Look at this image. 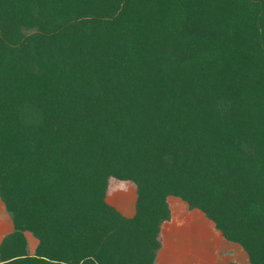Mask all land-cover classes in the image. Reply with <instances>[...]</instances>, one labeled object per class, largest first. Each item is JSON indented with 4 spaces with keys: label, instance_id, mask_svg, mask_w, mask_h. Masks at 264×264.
<instances>
[{
    "label": "trees",
    "instance_id": "trees-1",
    "mask_svg": "<svg viewBox=\"0 0 264 264\" xmlns=\"http://www.w3.org/2000/svg\"><path fill=\"white\" fill-rule=\"evenodd\" d=\"M169 196L264 264V0H0V197L40 240L3 264H155Z\"/></svg>",
    "mask_w": 264,
    "mask_h": 264
},
{
    "label": "crops",
    "instance_id": "crops-1",
    "mask_svg": "<svg viewBox=\"0 0 264 264\" xmlns=\"http://www.w3.org/2000/svg\"><path fill=\"white\" fill-rule=\"evenodd\" d=\"M121 191L119 192L122 193L121 195L118 192L117 194L125 204H128L130 200L132 201V210L125 212V204H122L121 208L114 206L125 217L132 218L136 214V188L130 187L128 191H123L122 188ZM171 201L175 202L177 208L172 209L171 206L172 220L166 221L162 225L160 232L162 245L157 253L155 264H190L191 261L192 264H251L247 252L240 245L226 240L218 230L214 229L213 223L207 220L202 212L189 209L188 203L180 198H169L168 203ZM183 211L185 216L189 214V219L186 220L185 216L179 219V212L183 213ZM173 227L175 230L171 231ZM193 227H197L196 229L202 233L198 237L203 239L202 242H199L198 238L195 239L196 235L191 230ZM14 242H16L15 248L12 246ZM38 244L39 241L32 232L20 233L16 229L13 216L0 197V264L19 254L35 255ZM228 244L236 245L240 249H230ZM206 257L210 259L207 258L208 261L204 262Z\"/></svg>",
    "mask_w": 264,
    "mask_h": 264
},
{
    "label": "rangeland",
    "instance_id": "rangeland-1",
    "mask_svg": "<svg viewBox=\"0 0 264 264\" xmlns=\"http://www.w3.org/2000/svg\"><path fill=\"white\" fill-rule=\"evenodd\" d=\"M130 187H134V188H136V186H134V184L133 183H131V182H123V181H119V180H113L112 181V184H111V188H110V190H109V197H107V201H108V203L109 204H111L112 206H119V208H121V205L122 204H125V203H123V199H121L120 197H119V195L117 194V192L119 193V192H122L121 190H122V188H123V191H128L129 190V188ZM126 193V192H125ZM120 194V193H119ZM122 194V193H121ZM120 194V195H121ZM177 198V199H179V197H177V196H169L168 198H167V202H169V198ZM181 199V198H180ZM129 200V199H128ZM128 202V201H127ZM169 204V209H170V212L172 213V209H174V208H177V206L175 205V202L173 203L172 201L170 202V203H168ZM187 204V203H186ZM132 201L130 200L129 202H128V204H125V212L126 211H128V210H132ZM188 205V207H189V209H191V210H196V211H198L199 213L200 212H202L200 209H198V208H191V206L189 205V204H187ZM114 206V207H115ZM171 206H172V209H171ZM130 207V208H129ZM127 208H129V209H127ZM123 210V209H122ZM124 211V210H123ZM180 213V215H178V217H179V219H181V218H183V216H185V212L183 211V213H181V212H179ZM203 213V212H202ZM172 215H173V213L171 214V219L169 220V221H171L172 220ZM189 214H186V216H185V218H186V220L187 219H189L190 217L188 216ZM203 215H204V217L207 219V220H209L210 222H212V220L211 219H209L204 213H203ZM175 217H176V214H175ZM177 221H178V219H177ZM179 222V221H178ZM180 223V222H179ZM194 223H197V222H194ZM213 223V222H212ZM213 225H214V229L217 231V229H216V227H215V224L213 223ZM180 228V227H179ZM197 227H193V228H191V230H192V232H193V234H195L196 236H195V239L196 238H198L199 236H201L202 235V233H200L199 231H198V229H196ZM174 231L175 230V228L173 227V228H171V231ZM219 231V230H218ZM187 232H189V231H187ZM220 232V231H219ZM221 233V232H220ZM221 235H222V233H221ZM223 236V235H222ZM38 239V238H37ZM202 238H198V241L199 242H202ZM38 241H39V244H40V240L38 239ZM38 244V245H39ZM224 247H226V246H224ZM228 247L230 248V249H233V250H236V249H240L238 246H236V245H233V244H228ZM244 250V249H243ZM207 258H209V257H206L203 261L204 262H207L208 261V259ZM227 258H228V255H227ZM210 259V258H209ZM190 264H192V261L190 262Z\"/></svg>",
    "mask_w": 264,
    "mask_h": 264
}]
</instances>
